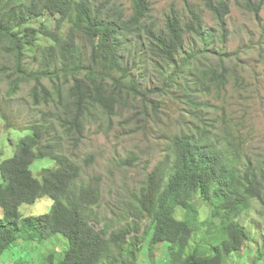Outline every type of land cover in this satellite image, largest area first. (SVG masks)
Segmentation results:
<instances>
[{"label": "trees", "instance_id": "1", "mask_svg": "<svg viewBox=\"0 0 264 264\" xmlns=\"http://www.w3.org/2000/svg\"><path fill=\"white\" fill-rule=\"evenodd\" d=\"M115 1L0 0V56L14 62L0 66V74L9 72L8 96L34 80L33 102L67 98L72 112H64L61 122L77 127L89 108L110 112L122 102L115 88L126 95L138 91L143 64L150 59L159 69L163 63L171 66L161 72L166 88L188 98L197 120L170 134L166 156L119 207L126 214L117 210L109 220L98 211V188L83 182L81 164L57 148L63 142L50 134L48 119L29 121L26 128L9 124L6 130L27 132L18 137L13 155L0 162V255L19 240L41 243L61 234L68 246L56 260L53 253L43 255L41 264H139L141 256L146 264H229L243 249L253 254L252 264H264V239L258 244L238 220L251 200L260 204L264 217V158L249 159L234 129L207 126L199 112L205 106L199 97L210 84L223 86L235 77L220 53L214 64H209L213 51L202 58L215 48V34L204 23L202 9L183 0L187 15L172 7L159 28L148 19V0H131V14ZM200 1L224 28L228 1ZM143 32L149 38L145 51ZM40 34L48 38L44 45L37 43ZM78 36L85 39L83 45L76 43ZM136 70H142L137 79ZM107 77L113 82L108 86ZM68 78L72 84L65 93L58 82ZM46 79L54 84V93L42 84ZM224 114L222 109V120ZM11 119L0 110V121L8 125ZM43 158L53 165L36 177L31 165ZM42 196L53 199L50 212L20 214V205ZM125 204L133 208L125 209ZM155 250L159 257L165 254L162 261L155 259Z\"/></svg>", "mask_w": 264, "mask_h": 264}, {"label": "rangeland", "instance_id": "2", "mask_svg": "<svg viewBox=\"0 0 264 264\" xmlns=\"http://www.w3.org/2000/svg\"><path fill=\"white\" fill-rule=\"evenodd\" d=\"M116 1L126 9L127 14H131V0ZM148 1L151 8L148 19L153 26L161 28L172 7L181 15H187L183 0ZM187 1L202 9L204 23L215 34V48L211 46L202 58L210 57L213 51L214 56L210 58L209 64L216 63L221 56L235 74V77H228L223 86L209 85L207 91L199 97L200 102H205L199 112H203L202 117H205L207 126L216 124L223 128L229 125L234 129L236 140L244 143L242 149L249 159L253 157L255 161L264 158V0H227L229 13L224 28L218 26L212 13L202 6L200 0ZM257 6V10L253 9ZM45 19L51 23L52 19ZM66 29L67 25L62 32ZM224 33L226 36L222 39ZM148 39L143 32L140 43L144 51ZM84 40L78 36L76 43L83 45ZM47 42V37L41 34L37 36L38 44L44 45ZM132 43L135 41L131 39L130 44ZM190 46L189 38H186V47ZM160 59L158 56L157 60ZM13 63L10 56L5 59L0 56V66L6 64L10 67ZM160 67L155 66L154 60H145L138 91L126 95L121 88H115V93L121 97L122 102L115 103L110 112H105L98 106L89 108L82 124L77 127L71 126L68 121L61 122L63 116H66L64 112L69 115L72 112L67 98L57 99L54 96L57 100L35 104L30 93L34 80L21 83L18 92L8 96L9 80L6 76L9 72L7 70L0 74V110L12 118V123L8 122V125L0 121V162L13 155L18 137L27 132L6 130L9 124L26 128L29 121L38 123L42 119H48L50 134L58 142H63L62 147L57 148L67 152L81 164V178L85 184L98 188V211L105 220H109L123 200L130 199L132 192L143 184L146 175L166 156L170 134L182 124H193L192 121L197 120L192 116L195 111L188 98L178 92L170 93L166 88L167 77L163 78L161 72L167 71L171 66L163 63ZM141 71H134V78L137 79ZM112 83L111 77L104 81L107 86ZM42 84L54 93V84L47 79ZM58 84L66 93L72 80L68 78L63 82L59 79ZM165 91L169 93L165 94ZM222 109L225 110L223 120ZM210 118L214 120L211 121ZM66 125L70 127L63 129ZM216 131L214 134H218L219 131ZM88 156L91 157L86 161ZM125 159L128 163H125ZM52 165V160L48 158L38 159L31 165V173L38 177V172ZM52 203L51 197L42 196L32 204L20 205L19 212L23 217L37 216L50 212ZM126 204L123 208H133L132 204ZM261 210L260 204L251 200L250 209L238 219L257 239L258 244L264 239V217L260 215ZM120 212L118 210L119 215L126 214ZM133 212L129 213L130 217H134ZM138 224L143 228L144 222ZM67 246V240L61 234H55L41 243L19 240L0 255V264H41L43 255L49 253H53L56 260ZM159 254L160 251L155 250V259L162 261L161 257H165V254L161 257ZM146 260L145 256H141L138 262L146 264ZM253 260V254L243 249L229 264H252Z\"/></svg>", "mask_w": 264, "mask_h": 264}]
</instances>
